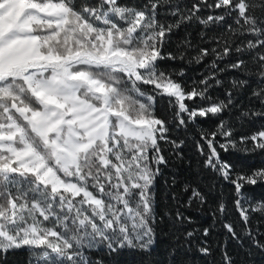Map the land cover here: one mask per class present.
Masks as SVG:
<instances>
[{"label":"snow or ice","instance_id":"1","mask_svg":"<svg viewBox=\"0 0 264 264\" xmlns=\"http://www.w3.org/2000/svg\"><path fill=\"white\" fill-rule=\"evenodd\" d=\"M192 24L208 46L185 36L171 50L176 31ZM193 48L197 63L211 58V71L186 90L160 62L184 60ZM230 70L237 78L225 99L198 106L212 101L209 88L222 87L219 74ZM246 87L252 107L239 118L264 122V0H0V264L21 249L29 264H104L93 251L150 255L163 219L155 181L169 163L161 142L182 147L156 115L157 97L170 98L172 118L187 126L231 111ZM227 125L221 116L199 151L235 193L244 235L222 220L228 237L264 252V233L249 227L251 213L264 215V200L248 195L264 187V167L237 168L217 150L264 155V124L238 139ZM183 191L186 208L206 203L191 183ZM228 212L221 202L214 215ZM190 222L177 208L171 264H186L177 257L194 243L212 254L210 230L201 239L183 227ZM221 264H234L226 246Z\"/></svg>","mask_w":264,"mask_h":264},{"label":"trees","instance_id":"2","mask_svg":"<svg viewBox=\"0 0 264 264\" xmlns=\"http://www.w3.org/2000/svg\"><path fill=\"white\" fill-rule=\"evenodd\" d=\"M84 2V0H78ZM132 4L142 3L143 0H130ZM188 3L189 0H183ZM217 12L220 10H216ZM201 26L192 24L191 26H182L173 35V42L170 49L174 50L176 43L183 37L188 36L193 44L207 47L206 44H200ZM213 35L215 33H209ZM197 55L195 48L189 49L185 53L184 60L161 61V68L166 69L173 74V78L185 85L186 90L193 87V81H198L203 76L211 71L209 65L211 58H205L201 63H197L194 57ZM183 72V76L178 75ZM223 79L222 87L209 88L208 94L212 97V101L201 102L198 106L206 107L209 103H215L218 100L225 99V89L229 88L230 81L237 78L235 71H226L219 74ZM245 78V77H240ZM252 80V77H247ZM146 89H151L152 86H143ZM202 87V85L200 86ZM252 88H255V83H252ZM170 98L158 96L156 100V115L166 117L171 127L168 133L170 140H175L177 143L182 142L181 149H174L170 144L161 142L163 154L169 160L166 167H163L162 173L156 177L155 181V201L159 214L163 219L158 225L157 242L154 251L147 255L140 253L136 264H171L172 256L169 255V249L175 243L174 229L172 227L173 216L177 208L182 211L185 216L191 217L190 223H185L183 227L189 231H195L200 237L203 229L210 230L207 238L212 247V254L209 256H202L196 249L197 244H193L186 252L181 251L177 257L178 260L184 261L187 258L186 264H221V251L224 246L227 247L229 255H231L234 264H264V252L254 248L251 241L247 238L242 241L230 239L222 227L221 221L232 223L238 233L244 235V225L232 204V198L235 193L231 188L221 184L216 178L217 174L204 166L205 157L201 155L199 148L203 146L204 142L201 140V135L205 132L214 130L218 125L221 116L228 122L227 126L233 128V134L238 139L241 135H247L252 131L260 128L264 122H250L248 118L240 119V113L252 107L250 103L251 90L245 88L236 94V107L231 111L220 114V116H213L209 114L208 117H198L196 122H189L187 126H180L178 122L172 118V113L175 108L168 104ZM186 104H193V101H185ZM253 103H255L253 101ZM217 140L224 142L221 137ZM217 150L220 151L222 157L234 164L237 168H253L264 167V155L259 153L245 155L239 152L229 150L223 151L217 145ZM180 155L177 156V152ZM207 151V149H205ZM175 178V180H174ZM174 181V182H173ZM191 183L192 186L198 187L206 197V203L203 206L186 208L184 201L187 200L188 194L183 191L186 184ZM172 194H176L180 203L177 204L173 200ZM248 195L253 201L264 200V187L257 186L250 189ZM223 202L228 208L229 212L226 217L221 216L220 219L215 218V210L217 203ZM249 227L253 230H258L264 233V215L260 213L250 214ZM175 235H179L176 233ZM203 239V237H200ZM29 253L21 249L14 254H10L7 259V264H29ZM129 264V263H128Z\"/></svg>","mask_w":264,"mask_h":264},{"label":"rangeland","instance_id":"3","mask_svg":"<svg viewBox=\"0 0 264 264\" xmlns=\"http://www.w3.org/2000/svg\"><path fill=\"white\" fill-rule=\"evenodd\" d=\"M140 253L139 251L125 249L114 256H107L102 251H93L91 255L93 258L98 256L103 259L104 264H136V259L139 258Z\"/></svg>","mask_w":264,"mask_h":264}]
</instances>
